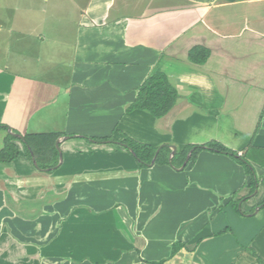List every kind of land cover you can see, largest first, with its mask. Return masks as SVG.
I'll return each instance as SVG.
<instances>
[{"label": "crops", "instance_id": "0c3cea01", "mask_svg": "<svg viewBox=\"0 0 264 264\" xmlns=\"http://www.w3.org/2000/svg\"><path fill=\"white\" fill-rule=\"evenodd\" d=\"M1 6L0 149L57 138L0 161V264H264V0H68L19 29ZM157 72L161 117L131 108Z\"/></svg>", "mask_w": 264, "mask_h": 264}, {"label": "trees", "instance_id": "16d2710c", "mask_svg": "<svg viewBox=\"0 0 264 264\" xmlns=\"http://www.w3.org/2000/svg\"><path fill=\"white\" fill-rule=\"evenodd\" d=\"M208 56V50L202 46H195L189 52V59L195 63H203ZM177 91L176 89L168 82L166 75L163 72H157L149 77H147L139 86L138 93L135 101L131 105V108H140L148 110L153 116L161 117L165 115L174 105L177 99ZM3 129L5 126L0 125ZM57 136L54 133L50 134H42L39 136H33L30 134H26L23 137V140L18 138L16 135L7 133L4 138V146L0 149V161L9 162L15 159L19 154V149L17 144L13 142V140H21L23 147L25 148V152L30 157L31 153L36 155L38 151L36 146L43 145L40 148L42 154H47L49 151L45 150L44 147H51V150L56 153L55 149V140ZM126 146L131 148L133 152L141 157L144 161H150L152 156L154 155V148L150 146H145L142 144H137L132 140H125ZM207 147L212 148L219 152H224L228 154H232L236 156L235 152L228 150L225 146L221 145L218 142H210L206 144ZM194 147V149L201 148L203 146H189ZM148 150V154L150 153V158H144L141 154L143 150ZM159 155L157 156V158ZM241 160V158H240ZM243 160V159H242ZM241 160V161H242ZM245 166L246 172L250 175L251 183L255 184V179L253 175V169L250 164L246 161H242Z\"/></svg>", "mask_w": 264, "mask_h": 264}, {"label": "rangeland", "instance_id": "374dc122", "mask_svg": "<svg viewBox=\"0 0 264 264\" xmlns=\"http://www.w3.org/2000/svg\"><path fill=\"white\" fill-rule=\"evenodd\" d=\"M9 4L12 5L15 10H4L6 15L5 16H10V18H14V26L20 28V22L19 18L27 16V10L26 8L29 7L32 12L36 11L37 17L43 19V18H48V15H52L55 17V19L61 18H67V16L64 13V9L66 8L65 5L68 3V0H61V5L62 7L59 9L54 8L53 6V0H0V6L4 4ZM56 4H59V0L56 2ZM3 7V6H1ZM5 8V7H3ZM67 9V8H66ZM68 10V9H67ZM52 11H56V14H52ZM10 13V15H9ZM56 15V16H55ZM69 36L68 30L66 32H63V35Z\"/></svg>", "mask_w": 264, "mask_h": 264}, {"label": "water", "instance_id": "95a60500", "mask_svg": "<svg viewBox=\"0 0 264 264\" xmlns=\"http://www.w3.org/2000/svg\"><path fill=\"white\" fill-rule=\"evenodd\" d=\"M9 132L11 133V134H14V135H16L18 138H20V139H22L23 140V137L20 135V134H17V133H14V132H11L10 130H9ZM57 143L58 142H56V146H57ZM129 150H131L130 148H128ZM132 151V150H131ZM133 152V151H132ZM32 154V153H31ZM32 160H33V163L36 165V161H35V159H34V157H32ZM153 161V160H152Z\"/></svg>", "mask_w": 264, "mask_h": 264}]
</instances>
